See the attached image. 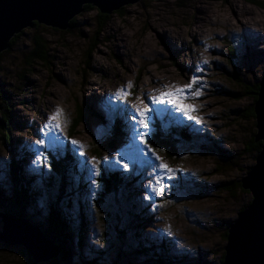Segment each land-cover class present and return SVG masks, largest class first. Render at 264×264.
I'll return each instance as SVG.
<instances>
[{"label":"rangeland","instance_id":"374dc122","mask_svg":"<svg viewBox=\"0 0 264 264\" xmlns=\"http://www.w3.org/2000/svg\"><path fill=\"white\" fill-rule=\"evenodd\" d=\"M122 8L109 13L104 26L93 6L65 30L26 27L0 52V88L6 92L0 110H8L10 120L8 134L0 126V184L10 186V165L19 162L33 178L31 186L44 188L21 224L42 226L60 186L52 160L70 154L72 188L62 206L73 240L61 264H85L95 255L99 264H219L229 225L253 198L241 186L256 163L257 153L246 148L257 131L255 118L248 117L253 99L234 74L244 84L264 77V7L250 0H139ZM37 35L47 60L27 63ZM194 75L202 94L186 102L196 106L192 115L198 119L149 100L165 85L188 84ZM121 88L130 93L127 99L115 95ZM145 103L152 109L149 127L136 129L131 106ZM80 106L84 121L70 132ZM56 108L63 111L59 140L46 136L41 125ZM157 130L183 135L175 155L151 145ZM137 132L176 170L174 177L141 151ZM39 139L43 146L35 144ZM72 140L85 146L84 156ZM118 156L127 168L115 163ZM93 157L99 174L91 170ZM101 173L119 181L113 179L118 195H105ZM157 175L164 177L162 195L153 191ZM127 215L144 219L143 226L129 225ZM49 248L44 255L54 252ZM28 254L23 244L0 238V264H21Z\"/></svg>","mask_w":264,"mask_h":264},{"label":"water","instance_id":"95a60500","mask_svg":"<svg viewBox=\"0 0 264 264\" xmlns=\"http://www.w3.org/2000/svg\"><path fill=\"white\" fill-rule=\"evenodd\" d=\"M137 1L139 0H0V52L7 49L12 37L32 26L34 22L65 30L69 27L70 20L86 4L96 7L101 13L109 14ZM253 108L257 128L254 142L261 140L262 145L256 155V163L241 180V186L249 189L253 198L229 225L224 259L219 264H264V77L259 81V91ZM1 215L4 226L0 238L4 242L23 244L31 254L39 258L35 257L38 261L39 256H45L44 252L53 247L41 239L38 228L21 224L22 220L8 214ZM7 223L13 226L10 234ZM18 229L24 231L25 238L20 236ZM44 244L50 246L47 248ZM57 254L58 251L52 256Z\"/></svg>","mask_w":264,"mask_h":264},{"label":"trees","instance_id":"16d2710c","mask_svg":"<svg viewBox=\"0 0 264 264\" xmlns=\"http://www.w3.org/2000/svg\"><path fill=\"white\" fill-rule=\"evenodd\" d=\"M252 2L257 3L258 5H261L264 7V1H257V0H250ZM93 8L92 5L86 4L84 5V9H91ZM123 8H120L117 10V12L121 13ZM97 16L100 18V25L104 26L106 21L109 18V15L106 13H101L99 10L97 11ZM74 23V19L70 20V26ZM39 23L34 22V26H38ZM22 32V31H21ZM20 32V33H21ZM19 35L16 34L14 37L11 38L9 45L12 44L14 39ZM1 54V53H0ZM47 60V50L46 45L44 43V39L40 36H34L33 38V45L30 48V50L26 54V61L27 63H31L34 61H41L44 62ZM234 77L239 80V82L242 83L243 87L246 88L244 91L245 93H249L253 99L252 104L248 107V117L255 118L254 108L253 104L257 99L258 91H259V81L250 83V84H244V81L242 78L238 77V75L235 73ZM6 92L0 88V97H4ZM0 98V100L2 99ZM0 109L2 107L0 106ZM8 110L3 109L0 110V126L5 130L7 129V124L9 123V118L6 114ZM84 115H85V109L80 106L76 108V117L72 121V123L69 126V131L74 132L75 129L78 127L80 123L84 121ZM1 122L4 123V125H1ZM5 127V128H4ZM8 134V129L7 132ZM118 135V134H117ZM182 134L177 135L174 138H171L168 134H165L164 132H160L157 130V132L152 136L151 140L149 141L152 146L163 148L166 153L169 156L175 155L177 153V143L180 142L182 139ZM184 139L185 136H184ZM262 141L258 140L254 142V136L250 140L249 143H247V149L248 151H252L254 153H258L261 150ZM19 162L13 161L10 165L9 169V175H10V186L4 187L2 184H0V209L4 214H8L9 216L22 220L23 217H25V212L29 207H32V203L35 202V199L42 194V189L44 188H34L31 186L33 178H28V176L20 169ZM74 164L70 154L66 153L63 156V159H54L52 160L51 168L53 173L60 179V186L57 187V192L53 196V198L49 202V210L47 213V216L45 218V223L42 226H35L31 225L34 228H38L40 233L39 235L42 237L45 242L49 243L53 246L54 252L50 255L45 256H39L40 258H46L42 259L40 261L36 260V256L30 253L27 247L25 249L27 250L28 258L23 260L21 264H61L65 263L69 259L70 255V243L72 242V228L71 224L69 222V219L67 218L66 213L64 212V208L62 206V197L67 192V190H70L72 188L71 181L69 180V175L71 174V170H67V168ZM251 166L247 168V171H249ZM71 169V168H70ZM103 179V187H104V193L105 195H118V187L114 180H117L115 177L111 178L110 176H106L105 174L101 173ZM114 179V180H113ZM68 181L69 184H68ZM118 181V180H117ZM119 182V181H118ZM122 183V182H121ZM47 189L49 188V182H46ZM79 188V185L77 186ZM80 189V188H79ZM46 191V189H45ZM34 206H36L35 203H33ZM246 205H243L240 210L244 209ZM2 213V214H3ZM139 214V213H137ZM128 216V223L129 225H141L143 226V220L136 218L138 216L135 215H127ZM80 220L82 222H85L84 219V212L81 211ZM29 225V224H28ZM84 226V224H83ZM228 233V230H227ZM226 233V236H227ZM80 232V236H81ZM79 242L82 243V238L80 237ZM80 246H82L80 244ZM58 251L57 256H52L53 254ZM36 257V258H35ZM39 259V258H37ZM224 259V253L220 256V262L221 263ZM85 264H99L98 263V255H95L92 259H87Z\"/></svg>","mask_w":264,"mask_h":264},{"label":"snow or ice","instance_id":"6c2138e0","mask_svg":"<svg viewBox=\"0 0 264 264\" xmlns=\"http://www.w3.org/2000/svg\"><path fill=\"white\" fill-rule=\"evenodd\" d=\"M205 61L204 63H206ZM200 69H197L199 71ZM198 77L193 76L188 84L185 85H165L164 91L158 92V94H154L149 97V100L154 105H170L172 109L176 112L183 113L188 116L190 119L196 120L197 117L193 116L192 113L196 111V106L193 104H189L186 101L191 98L199 97L202 93L201 91L195 87L198 82ZM116 96L127 99L130 95L128 91L124 88H121L115 94ZM132 109L134 112L131 113V122L133 123V127L136 129L143 128L147 129L149 127V114L152 109L149 107L147 103L144 104V107L141 108L135 104H133ZM63 117V111L60 108H56L53 114L48 118V122L44 125L45 135L46 136H54L57 140L62 137L63 134V124L61 123ZM139 136L140 141L143 142L144 147L141 149L142 152H147L155 157V160L158 162L155 167L161 170L169 179L174 177L175 169H173L169 164H167L162 157H160L156 150L151 148L148 144V140L146 138V134L136 133ZM71 143L76 145L77 148L74 151H77L81 156H84V148L85 146L79 142L72 140ZM35 144L38 146H43L45 144L44 139H39L35 141ZM106 163H110L108 157L103 158ZM124 157L118 156L114 158L115 163H123ZM85 161L87 158L85 157ZM92 171L96 174H99L95 165L99 163L96 161L95 157L92 158ZM123 167L127 168L128 164L123 163ZM163 176L157 175L156 177V186L153 188V191L156 195H162L164 191L165 185L162 184Z\"/></svg>","mask_w":264,"mask_h":264},{"label":"bare ground","instance_id":"6f19581e","mask_svg":"<svg viewBox=\"0 0 264 264\" xmlns=\"http://www.w3.org/2000/svg\"><path fill=\"white\" fill-rule=\"evenodd\" d=\"M156 107H159V105H156ZM160 107H162L161 105H160ZM43 113L45 114V111L43 110ZM46 123H43V124H41L42 126H44ZM13 225V224H12ZM4 226V225H3ZM7 228H8V232H9V234H10V229L11 228H13V226H10L9 225V223H7ZM21 229V228H20ZM12 232V231H11ZM24 232V231H23ZM21 230H19L18 229V233L20 234V236L22 237V238H25L24 237V233H23ZM18 235V234H17ZM19 236V235H18ZM21 239V238H20Z\"/></svg>","mask_w":264,"mask_h":264}]
</instances>
